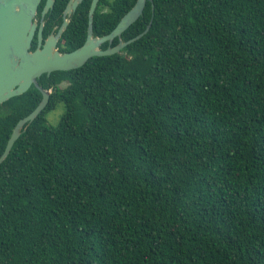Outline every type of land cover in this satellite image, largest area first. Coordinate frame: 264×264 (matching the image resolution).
Returning <instances> with one entry per match:
<instances>
[{
	"label": "trees",
	"instance_id": "16d2710c",
	"mask_svg": "<svg viewBox=\"0 0 264 264\" xmlns=\"http://www.w3.org/2000/svg\"><path fill=\"white\" fill-rule=\"evenodd\" d=\"M150 21L38 78L0 164V264H264V0H146L122 40ZM41 97L0 105V155Z\"/></svg>",
	"mask_w": 264,
	"mask_h": 264
},
{
	"label": "water",
	"instance_id": "95a60500",
	"mask_svg": "<svg viewBox=\"0 0 264 264\" xmlns=\"http://www.w3.org/2000/svg\"><path fill=\"white\" fill-rule=\"evenodd\" d=\"M81 1L74 0L72 6L75 8ZM39 3L40 0H0V105L23 94L31 86L39 90L42 96L34 110L16 123L0 155V164L8 156L14 142L26 129V125L32 122L48 104L51 90L40 86L37 82L38 78L43 74L49 76L55 71L77 69L95 56L113 55L141 38L147 33L151 24L150 21L143 32L130 40L121 41L106 50H99L98 45L120 37L141 16L146 0H136L105 36L92 38V15L98 3V0H93L90 8L89 36L84 45L72 52L61 54L55 49V39L50 37L41 47V26L38 32V47L31 50L36 33L34 17Z\"/></svg>",
	"mask_w": 264,
	"mask_h": 264
},
{
	"label": "flooded vegetation",
	"instance_id": "af4514ba",
	"mask_svg": "<svg viewBox=\"0 0 264 264\" xmlns=\"http://www.w3.org/2000/svg\"><path fill=\"white\" fill-rule=\"evenodd\" d=\"M73 1L40 0L34 17L36 23V33L32 41L34 49L38 47V32L41 26V47L50 37L55 39V49L61 54L72 52L86 43L93 0H82L75 8L72 6ZM98 3L92 15V38H100L109 33L105 31L113 25L119 12L118 8H113L114 0H103L101 6H98ZM121 41H123L122 35L111 42L101 43L97 48L106 50ZM115 54H121V50Z\"/></svg>",
	"mask_w": 264,
	"mask_h": 264
},
{
	"label": "rangeland",
	"instance_id": "374dc122",
	"mask_svg": "<svg viewBox=\"0 0 264 264\" xmlns=\"http://www.w3.org/2000/svg\"><path fill=\"white\" fill-rule=\"evenodd\" d=\"M63 112L62 106L59 105L58 108L50 113L47 114V121L48 124L51 126H55L59 121V116Z\"/></svg>",
	"mask_w": 264,
	"mask_h": 264
}]
</instances>
